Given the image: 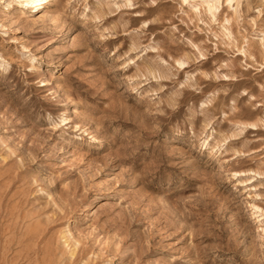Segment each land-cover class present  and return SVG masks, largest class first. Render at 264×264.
Listing matches in <instances>:
<instances>
[{"label": "rangeland", "instance_id": "obj_1", "mask_svg": "<svg viewBox=\"0 0 264 264\" xmlns=\"http://www.w3.org/2000/svg\"><path fill=\"white\" fill-rule=\"evenodd\" d=\"M0 264H264V0H0Z\"/></svg>", "mask_w": 264, "mask_h": 264}, {"label": "bare ground", "instance_id": "obj_2", "mask_svg": "<svg viewBox=\"0 0 264 264\" xmlns=\"http://www.w3.org/2000/svg\"><path fill=\"white\" fill-rule=\"evenodd\" d=\"M34 1H37V0H34ZM40 1V0H39Z\"/></svg>", "mask_w": 264, "mask_h": 264}]
</instances>
